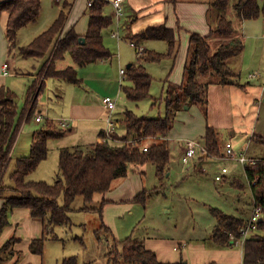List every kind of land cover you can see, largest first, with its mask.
<instances>
[{
	"label": "trees",
	"instance_id": "obj_1",
	"mask_svg": "<svg viewBox=\"0 0 264 264\" xmlns=\"http://www.w3.org/2000/svg\"><path fill=\"white\" fill-rule=\"evenodd\" d=\"M204 1L209 6V20L213 21L210 33L207 36L190 34L189 58L184 67L183 83L174 85L168 81V76L165 79L166 88L162 98L165 115L147 118L126 110L119 119L117 117L114 119L124 130L122 136L116 131L107 137L104 132L100 133L97 141L90 146L60 149L59 173L52 184L28 178L47 158L49 141L58 140L66 134L65 130L48 120L34 134L29 154L16 159L14 170L10 174L13 186L3 182L20 124L23 121L27 122L35 114V101L31 96L36 92L37 95L42 92L44 83H41L39 89L34 82L30 86L29 98L18 122L14 93L3 86L0 87V200L3 201L0 209V236L10 224V213L16 208L27 209L31 218L41 221L43 225L42 237L32 240L29 245L33 254L41 255L47 239H58L55 234L57 227L73 225L70 213L77 209V211L98 214L100 226L95 232L96 235L103 234L105 238L110 237L113 240L112 250L108 253L110 264L111 262L115 264L119 260L128 264H188L182 259L174 263L159 261L155 253L148 250L143 242L131 240L130 237L123 241L113 239L111 230L103 223L102 209L106 202L101 201L99 206H94L92 203L96 195L103 196L112 188L115 181L127 177L131 165L155 166L156 176L162 181L171 163V153L166 138L173 128L175 114L182 109L197 106L206 118L209 86L238 84V74L232 63L241 56L245 45L241 37L227 42L235 31L231 20L224 15L230 0ZM74 2L75 0L62 1V9L49 28L26 47L18 48V52L23 58H46L41 70V76L44 78H58L78 84L81 81L76 69L69 66L57 70L54 66L55 61L66 53H70L77 66L110 59L112 54L103 45L102 32L111 26L112 18L104 14L106 1L94 0L88 7V27L84 37L79 36L74 28L63 34ZM232 8L236 17L242 21L255 20L259 17L264 20V0H236ZM40 12L41 0H7L0 3V17L3 14L7 15L5 36L8 53L16 48L19 30L36 22ZM212 36L227 38V43H220L213 51L209 42ZM131 40L136 45L145 41H163L167 45L165 53L144 50L139 57L140 63L130 64L125 69V84L121 86L122 92L128 101L137 104L151 97L153 78L148 74L143 63H159L168 58L174 61L180 43L175 31L165 24L148 26L140 33L131 36ZM157 100L160 99H156L153 106ZM148 139L156 142L147 144ZM200 141L209 155L222 156L219 133L214 127L207 125ZM144 146L147 147L146 151H143ZM243 172L247 189L251 191V205L254 201L261 207V219L257 231L243 244L242 264H264V159L256 160L253 165L246 164ZM254 179L256 184L249 186L248 183ZM235 180L242 186L238 178H234L232 182ZM147 196L148 192L143 190L132 201L144 205ZM78 197L82 199L83 204L79 208H74L73 204ZM210 212L216 222L210 240L217 247H228L231 237H240V230L246 224V219L228 215L219 209H211ZM16 241L12 237L1 245L0 264H4L11 256L12 245ZM60 264H79V262L76 256H69L62 259Z\"/></svg>",
	"mask_w": 264,
	"mask_h": 264
},
{
	"label": "rangeland",
	"instance_id": "obj_2",
	"mask_svg": "<svg viewBox=\"0 0 264 264\" xmlns=\"http://www.w3.org/2000/svg\"><path fill=\"white\" fill-rule=\"evenodd\" d=\"M235 1L236 0H230V5L224 14L233 23L235 31L231 38L224 39L230 42L234 38H240L242 35L244 36L245 47L241 57L237 82L245 85L246 90L239 89L234 92L235 125L233 128H235V133L231 136L228 131H220V139L222 143L231 140L234 143L236 151L242 150V153L250 156L251 152L258 153V149L255 148L256 146L264 148V104L262 105V96H259V92L262 91V94L264 93V20L262 17H259L239 25L240 22L238 23L236 13L232 8ZM60 5L61 7L57 5L54 0H42L40 20L36 26L27 28L30 31L26 30L20 34L18 38V41L20 40V45L26 47L34 37L47 30L61 11L62 4ZM104 11L107 13V16L111 17V14L114 16L115 9L112 4L107 6ZM87 16L88 9L85 7V1L76 0L69 15L68 22L74 25L78 33L79 31L86 30L88 24ZM111 33L110 31H105L102 35L103 45L110 51L112 57L105 63L97 61L90 65L87 70L82 69L80 71L81 74L85 71L94 72L102 78H109L110 76L111 79H115L118 77L120 69L125 70V65L128 63L124 65L125 60L131 57L135 59L138 49L135 50L131 48L130 42L127 40L117 42L116 39L111 38ZM219 38L220 37L215 36L213 41H211V48L213 51L218 46L216 45V39ZM149 44L156 45L158 48H161V50L163 49L161 53L166 52L167 45L163 41H148L147 45ZM17 46H19V44H17ZM14 55L15 54H12V56L8 58V63L18 71L23 65V60H16ZM16 57L19 58L18 56ZM61 61L62 60L58 59L55 61V64L57 63L59 65ZM161 62L146 63V71L153 78L150 89L151 97L137 104L128 101L122 89L118 90L117 88V90L115 89L113 91L111 88L106 87L105 82L100 83L92 79L91 82L86 81L82 84L83 87L88 88L89 96L93 95L96 99L110 97L116 100V110L113 115L118 119L126 110L132 111L137 116H144L147 118L163 117L165 115V104L162 98L164 97V90L166 88L164 81L166 79L167 70H170L171 67H169V63L166 60ZM63 64L74 66L70 53L65 54ZM166 67H168V69ZM250 76H253V78H250ZM23 78L24 77L14 75V77L5 78L4 83V88L10 89L15 95L17 122L20 119L22 110L25 108L27 98V81L26 78ZM78 78H81L80 75H78ZM124 84L125 82L122 80L121 86ZM61 87L62 86H60V88ZM63 87L70 88L72 86L63 83ZM83 90L84 89H80L81 93H83ZM68 97H72V92L69 94L66 91L65 95L64 90L63 99L66 100ZM50 99L55 100L53 94H51ZM156 99L160 100H157L153 106L152 104ZM47 109L48 108H46V110ZM57 109L58 106L51 102L49 110H53V113H50L48 116L44 106L41 113L43 119H53L52 117H57L59 114ZM35 118L36 116L33 114L30 120L27 122L23 121L20 124L19 131L12 147V150L14 148L12 159L8 164L3 178V182L8 186H13L10 174L14 170L16 159L29 154L31 133L39 128L36 126ZM52 122L56 125L54 121ZM254 129L255 131H253ZM121 130L124 132L122 126H120V131ZM253 132L261 134L263 137L262 143H257L256 140L253 139ZM257 137L259 136H256V138ZM155 142L156 141L151 139L146 140L147 144H153ZM48 147L50 150L47 158L29 175V179L34 181L42 180L49 184H52L56 180L55 173L56 175L59 173L57 153L59 147L54 143H49ZM246 149H249V151L245 152L244 150ZM179 157L176 151H171L172 163L174 164L175 160V163H179L180 166L177 164L171 166V170L169 171L170 175L163 178L164 180L161 185L156 178L155 166L151 164H145L139 168H135L132 165L130 166L128 174L133 175L134 172H144L142 179L145 183V188L152 191L151 194L147 196L148 200H146L144 205L140 203L133 204L132 215L126 214L121 219H115L113 212L110 213L114 222L111 227L114 239L123 241L130 237L131 240L136 241V239L143 237L160 236L178 240L180 237H184V239L189 242L200 240L199 242L201 244L204 242L211 244L210 234L216 224L210 212L211 209H219L228 215L248 219L252 213L251 191L247 189L243 167L238 162H235L236 160H198L196 166L198 172H194V167L191 166V168L188 169V167L184 166L182 160L177 161ZM215 163L219 164V170L217 171L211 168ZM224 165L233 167L232 169L236 171L235 177H238L242 186L239 185V182L236 180L234 182L231 181L233 175L230 172L227 174L228 179L230 176V180L227 182L215 180L216 172H220ZM181 166L184 167V172H193H188L189 174H182L180 176L178 175V171ZM155 187L158 188V191L154 190ZM101 197L102 195H96L94 201L98 199L101 200ZM100 202L101 201L93 202L92 204L94 206H99ZM82 204V199L78 197L73 207L76 208ZM70 217L73 223L71 227H58L56 229L57 235L63 239L58 238L54 240L59 242L50 240L46 242L45 247L48 249L47 257L67 254L65 255L67 257L76 256L79 264H85V259H93L95 264H110L108 263V253L112 250L113 240L110 237L101 238V234L96 235L94 233L96 223L98 222V214L96 212L77 211L76 209V211L70 213ZM82 224H84V226H82ZM95 237H97V240ZM78 239L86 244V248H84L83 244L80 243ZM112 256V258H114V255ZM115 264L128 263L119 260V262Z\"/></svg>",
	"mask_w": 264,
	"mask_h": 264
},
{
	"label": "crops",
	"instance_id": "obj_3",
	"mask_svg": "<svg viewBox=\"0 0 264 264\" xmlns=\"http://www.w3.org/2000/svg\"><path fill=\"white\" fill-rule=\"evenodd\" d=\"M5 1L7 0H0V3ZM84 1H85L86 9H88L89 0H84ZM104 1H106V6L104 7V9L110 4H112L111 0H104ZM54 2L61 7L60 4H62V0H54ZM41 4H42V0H41ZM123 8H124L123 15L119 19L115 18L116 17L115 13H114L115 17L113 16V14H111L114 17L113 18L111 16L112 24L109 28L103 30V32L105 31L112 32L111 38L116 39L117 42H121V40L129 41L130 47L135 50L141 48L143 49V51L153 50L156 52L159 51L161 53L163 49L161 50V48H158V46L156 45H151V44L147 45L148 41L136 45L134 41L131 40V36L140 33L148 26H152L156 24H165L168 28L173 29L176 33L177 38L179 39L180 46L174 61H172L169 58L165 59L169 63V67H171L170 70H167L166 78L168 76V81L174 85H180L181 83H183L184 67L189 58L188 43H189L190 34L197 33L202 36H207L209 35L213 24L212 19L209 20L208 4H206L204 0H124ZM104 14L106 15L107 13H105L104 11ZM40 15L36 20V22L29 24L24 28H22L21 30H19L17 34L16 48L12 50L11 53H8V44L5 36V25L7 21V15L6 14L1 15L0 17V86L4 87L5 78L14 77V75L18 77L26 78L27 81L26 101H27V99L29 98L28 89L33 84V82L37 84L38 89L41 83H44L43 86L44 92L42 91L38 95H37L38 92H36L35 94H33V96H31V99L35 101V105H34L36 111L35 116L42 115L41 113L44 109V106H45V110L46 108H48L46 110L48 116L50 115V113H53V110H49L50 103L52 102L58 106L57 110L59 114L57 115V117L55 118L52 117L53 119L50 120L57 123L59 119H67V121H69L70 123V128L68 130H65L66 134L62 138L58 140L49 141V143H54L55 145H58L59 148L57 150V153L59 154V151L62 148L86 147L94 144L97 141L100 133H104L106 130V125H107L106 118L109 115L107 108L103 104L102 99H96L94 98L93 95L89 96L88 88L83 87L82 83L86 81L91 82L92 79H95L100 83L105 82L106 87L111 88L114 91L115 89L117 90V88L118 90L121 89L122 81L120 79L121 78L120 71L118 77L115 79L114 78L111 79L110 76L109 78H102L97 73L94 72L85 71L84 73L81 74L80 71L82 69L87 70L89 66L92 65L93 63L88 64L86 66H77L73 61L74 66L66 65L63 64V60H65V55L60 59L62 61L59 63V65L57 63L56 64L54 63L55 68L57 70H62L69 66L75 68L77 72V76L80 75L81 77L80 83L72 84L63 79L44 78L43 76H41V70L46 58H42V59L23 58L18 52V48L23 47L22 45H20V40L18 41L20 34L28 30L27 28L36 26L40 20ZM236 19L238 23L240 22L239 25H242L243 23L247 22L238 19V17H236ZM71 28L75 29L74 25H71L67 20L63 34H65ZM86 32H87V28L84 31H79L77 34L81 37H84ZM36 37H34V39ZM214 37L215 36L209 38L210 44L211 41H213ZM240 37H241L240 39L243 40L244 42V36L242 35ZM34 39H32V41ZM236 39H239V37H237ZM225 40L226 39L223 38L216 39L217 41L216 45L226 42ZM132 43L134 44V46L131 45ZM17 44H19V46H17ZM12 54H15L14 58L16 60L18 59L19 61L23 60L22 61L23 65L21 68H19L18 71H16L13 68V66L8 63V58H10ZM16 56H18L19 58H17ZM140 56L141 54H139L137 50L135 59L131 57L125 60L124 65L125 63L128 62L125 65L126 66L125 69L130 64L140 63L139 60ZM241 57L242 54L236 61L232 63V67L234 68L235 72L238 74V77H239V68L241 65ZM108 60L109 59L101 60L100 63H105ZM143 65L145 66L146 63H143ZM166 68L168 69V67ZM250 78H253V76H250ZM63 83L70 84V86L72 87L70 88L63 87ZM237 83H238L237 85L230 84L226 86H219V85L209 86L207 92L208 112L206 118L204 117L202 110L199 109V107L197 106H191L189 108L182 109L175 114V121L173 124V128L167 135L166 140L169 145L170 153L173 150V152L175 151L177 152V156H180L179 159L177 158V161L181 160L183 156L185 142L189 139L201 140L205 134L207 125L214 127L218 131L219 141H220L219 143L223 152H224L225 144L231 143L235 154L237 155L245 154L242 153L243 152L242 150L236 151L234 148V143L231 140L222 143L220 139V131H228L230 132L231 136L233 135V133H235V128H233L235 125V115H234L235 93L234 92L235 90H239V89L246 90L245 85H242L239 82ZM60 86H62L61 88L65 90V95H66V91L69 94H71L72 92V97H68L66 100H64L63 99L64 90H62ZM80 89H84L83 93H81ZM51 94L54 95L55 100L50 99ZM263 94L262 91L259 92V96L260 97L262 96L263 98L262 105L264 104ZM113 119H115L114 115H113ZM42 122L40 123L35 122L36 126H38L39 128L31 133L30 142H29V151H30V144L34 134L37 131H39L45 123V121ZM116 131L120 136L123 135L122 130L120 131L119 125ZM253 131H255V129ZM256 136L259 137L256 138ZM262 138L263 137L261 136L260 133L258 134V132H253V139L256 140L257 143H262L263 142ZM255 148L258 149V153L251 152L250 156H247L245 154L246 157L248 159H253V160L264 159V148L259 146H256ZM249 149L248 150L246 149L244 151L248 152ZM13 150L11 153V159H12ZM197 163H198V159L195 158L193 160L194 165L191 166L192 167L197 166ZM176 164L180 166L179 163H175V160H174V164L172 163L171 160V163L169 164L168 167V171L165 174L166 177L170 175L169 171L171 170V166H174ZM132 166H134L135 168H139L142 167L143 165L142 166L132 165ZM213 166H211L213 170L215 171L219 170L218 163H215V165ZM224 166L227 167L229 172L233 175L232 180L234 178H238L235 177L236 171L232 169L233 167H228L227 165ZM193 171L198 172L196 168H194ZM193 171H188V172L191 173ZM188 172H184V167L181 166V168L178 171V175L180 176L182 174L187 175L189 174ZM143 176H144V172H140V173L134 172L133 175L128 174L127 177L115 181V183H113L112 188L101 197V200L98 199L97 201H94V202H99V201L106 202L102 209L103 223L110 230L112 225L114 224L110 214L111 212H113V216L115 217V219L116 218L121 219L126 214L132 215L133 204H135L132 201L133 198L137 196L139 193H141L143 190H146L148 192V196L151 194L152 190L150 191L145 188V183L142 179ZM156 178L161 185L164 179H162L161 181L157 176ZM228 180H230V176L228 179V175H227L225 177V182H227ZM154 190L158 191V188L155 187ZM2 203L3 201L0 200V209L2 207ZM80 206L81 205L77 206L76 208H79ZM91 213H95V212H91ZM9 222L10 224L1 233L0 247L9 238L13 237L17 241L12 245V254L5 261L4 264H15V263L16 264H60V261L67 257L65 256L67 254H64L62 256L47 257L48 249L45 247L46 242H48V240L53 242H59L51 239H47L45 241L43 253L41 255L33 254L30 251L29 249L30 242L32 240H36L42 237L43 225L41 221L32 219L27 209H23V208L14 209L10 213ZM82 226H84V224H82ZM99 226H100V222L98 219L94 233L99 228ZM56 229H55V234L57 235ZM111 233L113 236L114 234L112 230ZM57 237L59 239H63L60 238L58 235ZM95 238L97 240V237ZM101 238H104L103 234H101ZM136 241L143 242L144 246L148 250L154 252L158 260L162 262L174 263L182 259L186 261L188 264H242V249H238L230 245L228 247H217L211 240H210L211 244L207 242L201 244L199 242L200 240L189 242L186 239H184V237H180L178 240L177 239L173 240L172 238L154 236V237L139 238L136 239ZM79 242L82 243L83 241L82 242L79 241ZM82 244L84 248H86V244L85 243ZM85 263L95 264L93 259H88V260L85 259Z\"/></svg>",
	"mask_w": 264,
	"mask_h": 264
},
{
	"label": "built area",
	"instance_id": "obj_4",
	"mask_svg": "<svg viewBox=\"0 0 264 264\" xmlns=\"http://www.w3.org/2000/svg\"><path fill=\"white\" fill-rule=\"evenodd\" d=\"M93 1L94 0H89V6L91 5V3ZM123 1L124 0H111L112 5L115 9V16L117 19H119L123 15V12H124ZM131 45L134 46L133 43ZM138 52H139V54H142L143 49L138 48ZM125 74H126L125 70L121 69L120 70L121 81L125 79ZM102 102L105 105V107L107 108V111L109 112V115L106 118L107 125H106V130H105V134L108 137V136L113 135L116 132V129L118 127V123L113 119V112L116 108V100H113L110 97H104V98H102ZM46 120L51 121L48 118L43 119L42 115H37L35 118L36 123H40V122L46 121ZM56 126L62 130H68L70 128V123H69V121H67V119H59L56 123ZM146 150H147V147L144 146L143 151H146ZM195 158H197V159L203 158V159H208V160L232 159V160H236L242 167H244L248 163L252 164V165L256 163V160L248 159L245 154H239V155L235 154V152L233 151L231 143L225 144L224 152H223L222 156L214 157V156L209 155L204 144L200 140H197V139L187 140L185 142L184 152H183V156H182L181 160H182L184 166L191 168V165H194L193 160ZM228 173H229L228 168L223 166L221 168V171L216 173L215 180L216 181H225V177L227 176ZM248 184L251 187L254 186L256 184V179H254L252 182H249ZM260 219H261V207L258 206L253 201L252 213L249 216V218L246 220V224L241 228L240 237H231L230 245L232 247L242 249L245 240L247 238H249L250 236L254 235V233L257 231L258 223H259ZM237 246H240V247H237Z\"/></svg>",
	"mask_w": 264,
	"mask_h": 264
}]
</instances>
